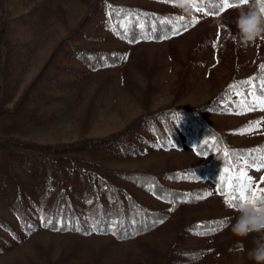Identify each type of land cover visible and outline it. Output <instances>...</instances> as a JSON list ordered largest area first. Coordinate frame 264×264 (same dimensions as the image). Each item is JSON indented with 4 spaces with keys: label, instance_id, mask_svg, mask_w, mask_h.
<instances>
[{
    "label": "rangeland",
    "instance_id": "374dc122",
    "mask_svg": "<svg viewBox=\"0 0 264 264\" xmlns=\"http://www.w3.org/2000/svg\"><path fill=\"white\" fill-rule=\"evenodd\" d=\"M94 1L8 0L11 84L6 93V108L12 109L23 99L26 88L45 60L67 39ZM113 3L154 10L176 9L182 13L175 4L165 5L153 0H113ZM245 6L243 2L220 16L193 11L191 16L199 23L171 42L160 39L128 43L106 24L105 15L98 13L72 41L83 45L84 49L113 50L111 57L100 66L84 65L76 55L70 56L71 47L62 42L58 53L62 65L47 71L31 88L17 116H6L0 121V135L11 137L16 143H67L119 131L143 111L144 105L153 110L171 101L182 107L206 102L234 74L248 76L264 63V35L248 47L233 39L237 33L238 10ZM213 43H216L215 48ZM182 76L184 85L177 91L176 83ZM228 98L235 109L226 107L210 117L225 131L229 144L264 146V123L258 131L239 134L250 122L264 121V111L236 114L239 98L232 93ZM140 133L149 136L154 144L143 145V150L135 154L115 150L100 153L98 158L104 165L118 170L159 173L170 168L182 174L187 173L190 165L204 160L185 143L184 137L182 147L164 149L156 144L150 131L142 128ZM5 163L11 165L12 175L6 171ZM41 169L40 163L30 157L14 155L3 160L0 155V218L4 221L0 224V264H192L194 254L203 257L198 264H256L248 257V250L254 246L257 234L239 237L231 232L239 209L225 208L217 200L215 184L210 178L199 177L188 184L185 180L180 183L186 188H202L212 195L195 206L179 209L177 215L172 213L168 221L148 233L120 240L112 233L81 234L41 226L44 207L40 198L44 200V196L55 189L56 182L50 173L47 190L36 185L45 171H52L47 167ZM245 170L257 189L264 170ZM15 176L24 194L36 195L41 205L30 216L33 226L29 230L19 223L12 210L19 195L18 186L13 182ZM135 194L146 203H159L149 192L136 189ZM190 215L197 220L219 219L223 227L213 235L198 234L205 232L207 226L187 232L178 249L195 251L187 257L179 254V260L169 261L173 240L179 230L190 224Z\"/></svg>",
    "mask_w": 264,
    "mask_h": 264
},
{
    "label": "trees",
    "instance_id": "16d2710c",
    "mask_svg": "<svg viewBox=\"0 0 264 264\" xmlns=\"http://www.w3.org/2000/svg\"><path fill=\"white\" fill-rule=\"evenodd\" d=\"M161 2L165 5L175 4V0H153ZM236 6L229 7L220 11L218 14L209 15L220 16L223 13L235 7H240L243 2L241 0H229ZM8 0H0V121L6 116H17L22 108L25 96L31 92V88L39 82L47 71L58 68L62 65L58 58L62 42H66L72 49L70 56H75L84 65L100 66L103 65L105 59L110 58L113 50L104 47L83 48V45L73 43L72 37L80 35L84 32L86 25L93 20L98 13L105 15L106 24L119 37H122L128 43L133 40H160L145 39V36L162 37L170 36L166 40L170 41L178 35L172 36L168 31L170 26H166L162 21L167 18L186 16L178 10H154L140 5L132 4H115L113 0H95L86 10L85 15L78 22L75 28L70 32L67 39L60 42L49 57L45 60L40 71L26 88L23 99H19L12 109L5 107L6 93L11 84L10 72V52L11 46L7 36V26L9 21V11L7 9ZM141 25L143 27H141ZM125 29L127 30L125 34ZM151 29V31H150ZM91 38L93 35H89ZM192 65V61L189 65ZM262 64V63H261ZM65 69L66 67L63 66ZM187 68L184 72L187 74ZM259 69L252 71L250 75L240 77L234 74L228 83L224 84L221 89L211 96L206 102L192 106L182 107L176 105L173 101L164 104L156 109H149L144 105L143 111L129 123H127L119 131L110 133L103 137H82L72 142L40 144V143H16L11 137L0 135V155L3 160L6 157L24 155L39 162L42 169L45 167L52 171H45L42 174V181L36 185L47 190V181L50 173L55 176V189L48 196L40 198L44 208L40 216V225L51 227L58 230H69L83 234L95 233H112L117 239L124 240L135 238L148 233L150 230L164 224L171 218L172 213L176 215L179 209L195 206L204 198L196 200L192 199L196 195L204 196L206 191L202 188H186L180 182L185 180L188 184L195 179L210 178L215 184L217 200L225 208L239 209L236 206H228L225 204V193L229 190L224 187V193L220 191L221 178L225 176L224 169L229 167L224 157V150L229 153L238 152L246 154L248 150L264 148L263 145L242 147L229 144L228 138L224 130L212 121L211 114H218L226 107L231 105L235 109L228 98V86L237 84L253 76H259ZM49 78H53L49 76ZM184 77L176 83L177 91L184 85ZM259 84L260 81L256 80ZM247 91V87L241 89ZM239 98V97H238ZM150 131L154 137L156 144L164 149L171 147H182V137L185 143L190 147L193 145L197 154L199 145L204 141L209 142V155H198L204 157V160L193 166L188 167L187 173L182 174L178 169H167L159 173H150L145 171H127L110 168L103 164L98 158L100 153L110 151H121L128 154H135L143 150V145L154 144V141L144 133H140V129ZM203 140V141H202ZM231 169L240 167L235 157H232ZM6 171L13 174L11 165L5 163ZM190 168L192 171H190ZM41 169V171H43ZM40 170V169H38ZM195 178V179H193ZM264 178V174L262 175ZM18 178L14 177V184L18 186V199L12 206V210L16 213L19 223L26 230L33 226L30 216L34 209L39 205V199L36 195L27 197L24 194V188L17 182ZM259 188H264L262 179ZM141 190L151 193L159 203H146L139 199L135 190ZM27 198V199H26ZM188 199L189 202H184ZM175 201V203H174ZM264 206L258 204L257 207ZM172 209V210H170ZM175 216V215H174ZM190 224L184 226L178 231L173 240V249L169 251L171 260H179L177 255L190 256L194 249H178L182 245V238L187 232H194L204 227L207 232L209 227H215L216 231L208 233L213 235L221 230L223 223L219 219L211 218L205 220H197L189 216ZM162 220L163 223H154V221ZM182 221L183 217H182ZM4 221L0 218V224ZM201 225L197 228V225ZM67 225V227H65ZM99 225L97 228L96 226ZM79 230H73V229ZM177 247V249H175ZM167 254V255H168ZM175 257V258H174Z\"/></svg>",
    "mask_w": 264,
    "mask_h": 264
},
{
    "label": "snow or ice",
    "instance_id": "6c2138e0",
    "mask_svg": "<svg viewBox=\"0 0 264 264\" xmlns=\"http://www.w3.org/2000/svg\"><path fill=\"white\" fill-rule=\"evenodd\" d=\"M168 2V0H166ZM245 2V0H241ZM236 6L234 3H230L229 0H192L193 11H199L204 15H209L227 9L229 7ZM261 13H264V7L260 9ZM166 26H170L168 31L172 36L182 34L184 31L189 30L190 27H194L199 20L193 16L184 17L177 16L172 18H167L162 21ZM141 27H143L141 25ZM151 31V29H150ZM127 30L125 29V34ZM145 39H161V37H152L145 36ZM163 39L171 38L170 36H164ZM131 42H137L135 40ZM213 47H216V43H213ZM127 59V57H124ZM219 61L217 60V63ZM260 75L250 77L244 81H241L237 84H231L228 86V91L234 94L236 97H239L237 107L239 111L236 114H243L245 112L260 110L264 111V63L259 66ZM256 80H259L260 83H255ZM247 87V91H242L241 89ZM231 107V105H229ZM264 121H254L250 122L248 126L239 130V134L243 135L246 133H251L258 131L261 127V124ZM209 142L204 141L199 145L200 151L197 152L198 155H209L208 151ZM224 157L226 163L229 164V167L224 169L225 176L221 178V189L220 191L224 193V187L226 186L229 190L225 193V204L228 206H236L240 208L245 204H252L257 206L258 204H264V188L255 189L254 182L250 176H248L245 169L255 168L256 171L264 170V148H257L248 150L246 154H241L238 152L229 153L227 149L224 150ZM232 157H235L237 164L241 165L238 169L233 171ZM264 182V178H262ZM212 195V193H205L204 196L196 195L192 199H202L207 196ZM184 202H189L188 199H185ZM175 203V201H174ZM172 210V209H170ZM154 223H163L162 220L154 221ZM222 225V221L220 222ZM67 227V225H65ZM97 228L99 225L96 226ZM201 225H197V228H200ZM79 230V229H73ZM215 227H209L207 232H201L198 234L204 235L208 233L215 232Z\"/></svg>",
    "mask_w": 264,
    "mask_h": 264
},
{
    "label": "clouds",
    "instance_id": "9594fccd",
    "mask_svg": "<svg viewBox=\"0 0 264 264\" xmlns=\"http://www.w3.org/2000/svg\"><path fill=\"white\" fill-rule=\"evenodd\" d=\"M175 5L186 16L193 14L192 0H175ZM245 5L238 10L235 20L237 33L233 39L243 47H248L264 35V13L260 11L261 7H264V0H245ZM194 147L193 145L192 151ZM231 232L239 237L257 234L254 246L248 250V257L256 264H264V206L257 207L252 204L241 206L236 222L231 225ZM202 258L201 255L194 254L192 264H198Z\"/></svg>",
    "mask_w": 264,
    "mask_h": 264
}]
</instances>
